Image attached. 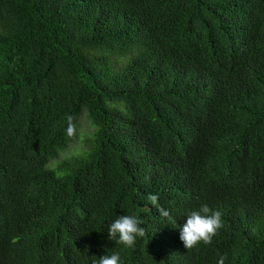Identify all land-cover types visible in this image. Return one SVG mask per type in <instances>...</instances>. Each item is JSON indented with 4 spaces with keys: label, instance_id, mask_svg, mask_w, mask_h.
<instances>
[{
    "label": "trees",
    "instance_id": "trees-1",
    "mask_svg": "<svg viewBox=\"0 0 264 264\" xmlns=\"http://www.w3.org/2000/svg\"><path fill=\"white\" fill-rule=\"evenodd\" d=\"M84 112L90 148L52 166ZM204 204L223 227L187 250ZM122 215L132 248L108 237ZM113 252L264 264V0H0V264Z\"/></svg>",
    "mask_w": 264,
    "mask_h": 264
},
{
    "label": "clouds",
    "instance_id": "clouds-1",
    "mask_svg": "<svg viewBox=\"0 0 264 264\" xmlns=\"http://www.w3.org/2000/svg\"><path fill=\"white\" fill-rule=\"evenodd\" d=\"M65 119L67 121L66 135L73 137L76 134L75 117L68 114ZM148 200L152 206L157 208L162 217L170 216L167 210L159 206L158 194H150ZM142 224L143 220L136 215L118 216L108 228V237L119 245L132 248L138 238H143L146 235ZM222 227V213L219 210H212L207 204H204L199 209L192 210L187 214L186 222L180 228V240L187 250H192L201 243L210 245L213 237ZM226 259L225 255H220L217 264H225ZM93 264H121V257L117 252H113L111 255L105 254L94 260Z\"/></svg>",
    "mask_w": 264,
    "mask_h": 264
},
{
    "label": "rangeland",
    "instance_id": "rangeland-1",
    "mask_svg": "<svg viewBox=\"0 0 264 264\" xmlns=\"http://www.w3.org/2000/svg\"><path fill=\"white\" fill-rule=\"evenodd\" d=\"M94 132L95 129L91 126L87 113L84 112L79 121L78 138L69 146L67 151L61 154L59 159L52 163V166L64 159L84 154L90 148Z\"/></svg>",
    "mask_w": 264,
    "mask_h": 264
}]
</instances>
